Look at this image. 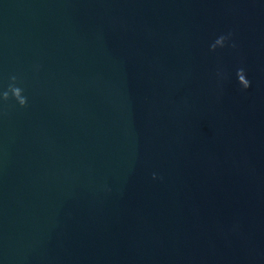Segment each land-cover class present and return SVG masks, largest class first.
Instances as JSON below:
<instances>
[{
	"label": "water",
	"instance_id": "1",
	"mask_svg": "<svg viewBox=\"0 0 264 264\" xmlns=\"http://www.w3.org/2000/svg\"><path fill=\"white\" fill-rule=\"evenodd\" d=\"M10 86L0 264H264V0H0Z\"/></svg>",
	"mask_w": 264,
	"mask_h": 264
},
{
	"label": "clouds",
	"instance_id": "2",
	"mask_svg": "<svg viewBox=\"0 0 264 264\" xmlns=\"http://www.w3.org/2000/svg\"><path fill=\"white\" fill-rule=\"evenodd\" d=\"M225 36H220L215 40V42L210 46V51H214L217 47H223L226 41ZM234 47V45H233ZM237 76V83L241 86L242 89L247 90L250 87V81H248L245 78L244 69L240 68L236 72ZM15 77H12L13 82H15ZM9 92H11V96L13 99L16 100V102L19 104L20 107L26 106V98L22 96V89L14 86H10L9 90L4 92L2 96H0V99H3L4 101H7L9 99ZM155 179V176H153Z\"/></svg>",
	"mask_w": 264,
	"mask_h": 264
}]
</instances>
